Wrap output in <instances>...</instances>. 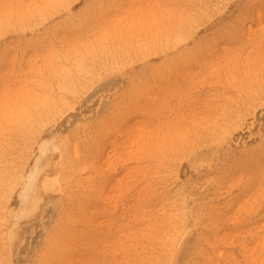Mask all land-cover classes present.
<instances>
[{
  "label": "rangeland",
  "instance_id": "obj_1",
  "mask_svg": "<svg viewBox=\"0 0 264 264\" xmlns=\"http://www.w3.org/2000/svg\"><path fill=\"white\" fill-rule=\"evenodd\" d=\"M0 264H264V0H0Z\"/></svg>",
  "mask_w": 264,
  "mask_h": 264
}]
</instances>
